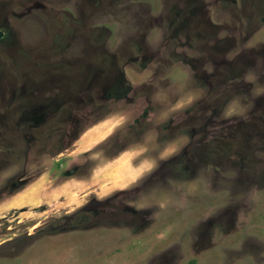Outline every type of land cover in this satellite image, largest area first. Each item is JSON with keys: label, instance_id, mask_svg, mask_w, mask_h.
Segmentation results:
<instances>
[{"label": "rangeland", "instance_id": "rangeland-1", "mask_svg": "<svg viewBox=\"0 0 264 264\" xmlns=\"http://www.w3.org/2000/svg\"><path fill=\"white\" fill-rule=\"evenodd\" d=\"M0 264H264V0H0Z\"/></svg>", "mask_w": 264, "mask_h": 264}, {"label": "flooded vegetation", "instance_id": "flooded-vegetation-1", "mask_svg": "<svg viewBox=\"0 0 264 264\" xmlns=\"http://www.w3.org/2000/svg\"><path fill=\"white\" fill-rule=\"evenodd\" d=\"M229 70H230V69H225L224 72L227 73V72H229Z\"/></svg>", "mask_w": 264, "mask_h": 264}]
</instances>
